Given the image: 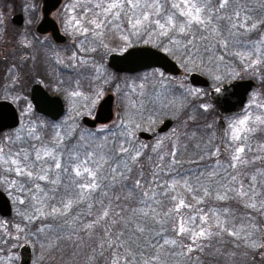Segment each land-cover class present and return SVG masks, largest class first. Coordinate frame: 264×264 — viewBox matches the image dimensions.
Returning a JSON list of instances; mask_svg holds the SVG:
<instances>
[{"label": "snow or ice", "instance_id": "6c2138e0", "mask_svg": "<svg viewBox=\"0 0 264 264\" xmlns=\"http://www.w3.org/2000/svg\"><path fill=\"white\" fill-rule=\"evenodd\" d=\"M69 12L75 14L65 30L83 37L81 50L91 43L107 48L104 38L111 36L123 42L121 51L129 56L155 55L130 51L143 40L185 72L206 73L217 83L216 93L233 74L221 69L235 60L257 74L264 64V0H73ZM21 44L28 48L31 41L24 37ZM69 59L83 71L100 72L76 52ZM149 75L158 81L150 93L145 91ZM140 79L128 87L143 97L130 105L142 119L144 112L155 118L172 111L177 120L183 113L187 128L188 121L196 120L184 111L189 97L192 111L203 115L211 110L204 99L208 93L165 84L162 71ZM75 85L69 95L80 97L79 79ZM253 107L260 111L253 114ZM139 128L121 121L101 138L57 126L46 142L33 126L27 137L0 138V188L7 185L24 205L18 215L39 222L33 234L43 236L53 260L59 253L62 259L83 256L86 264H212L242 253L245 264H264V168L249 171L264 155L248 157L264 153V143L258 148L251 144L264 131V103L254 95L244 115L228 124L224 146L208 141L203 154L188 161L204 162L195 170L179 158L188 145L172 142V136L180 140L177 129L168 148L162 140L140 144ZM184 138L195 141L197 150L205 143L195 131L185 132Z\"/></svg>", "mask_w": 264, "mask_h": 264}, {"label": "rangeland", "instance_id": "374dc122", "mask_svg": "<svg viewBox=\"0 0 264 264\" xmlns=\"http://www.w3.org/2000/svg\"><path fill=\"white\" fill-rule=\"evenodd\" d=\"M24 3H21L20 8H22L26 12L28 7ZM17 8H18V5L14 6V5H11L8 1L6 2V0H0V13L3 14V20H4L3 25H0V59L7 66L6 68H7L8 72H9L10 68L12 69V73H14L13 72V62H14L15 58H17V55L18 54L19 55L27 54L25 50L19 51V53L15 52L13 40H14V38L18 37L19 33H21L23 35L30 33L29 26H28L29 23H27V20H26L27 18H29L27 13H26V19H25V24H24L25 27L23 26V28H21L19 30L12 25L10 15L12 14V12L16 11ZM60 12H61V10H60ZM59 19H60V17H59ZM112 41H113V46L110 45V48L107 49L108 48L107 47L104 51L105 52L110 51V53L122 52L121 49L123 47V42L120 41L119 39H113ZM139 43L141 44V42H139ZM142 44L152 47L151 44H145L143 42V40H142ZM172 60H174V59H172ZM175 62L177 63L178 67L180 68L181 73L178 76H166L165 75L167 77V80H165V84H167L169 81H171L172 85L175 86L177 89H179V86L181 84H183L184 87L190 88V89L198 88V87L191 86L188 82V75L192 72H195V73H198V74L204 76L205 78H207L209 83H210L211 88L217 87V83L213 82V80L206 73H202L198 70L185 72L184 68L181 67L177 61H175ZM26 63H28V61L24 62V64H22V66L25 65ZM10 64H12L11 67H9ZM259 67H260V73L257 74L254 70H245L244 65L241 64L240 61L238 60V63H235V64L232 63L230 68L221 69L222 72L231 71L233 74L231 76H229L227 79L223 80V82L219 83V86L228 82V81L240 80V79H252L255 82V86L247 96V101H246V104L244 106V110L242 111V113H240L238 115H229V116L223 118V120L225 122V128H224L223 135L221 138L223 140L220 144L217 142V128H216V120L218 119L219 114H218L216 108L214 107V105L209 101L208 95L204 98L205 101L211 105V110L208 113H204L203 117H204L205 121L209 120L208 124H210L212 126L211 128H209L210 129V132H209L210 136L208 137V140L206 142L211 141L213 146H214V143H216L215 145H217L218 147H223L224 143L227 141L228 124L230 123L231 120L241 118L244 115V111L246 109V106L248 105V103L250 101H252L253 96L255 95L257 103H264V79L261 78V77H264V64L260 65ZM20 71H22V68H20ZM154 72L158 73L160 71L159 70L151 71L148 74H151ZM37 73H38V75L34 73L33 75L29 74L28 76L26 73H22V72H19L18 75L15 74L16 75L15 81H14L15 87L18 89H21L19 87V85L21 84V82L24 83V80L27 81L34 76H35V78L41 77L40 72L37 71ZM114 81H117V83L114 85V88H112V89L110 88V90L115 94V100H116L115 105H120V99H121L122 106H120L121 107L120 114L119 115L116 114V116H115V118L111 124L107 123L108 125H106V126L96 127L94 129L86 127L80 120L81 116L91 115L93 113V110H94L95 104H96L95 101L97 98H95V100H93L91 102V107L88 108L86 98H85L86 99L85 100L84 98L73 97V96H70L69 94H66L68 111L60 120L53 121L54 123H52L48 126L49 127L48 133H49V137H50L48 139V141L52 138L54 128L57 126H59L60 128H62L65 131L70 130V129H76V134L93 132V133H96V135L99 134V135L105 136V134H108L109 129H114L115 125H117L119 122L123 121V123H125L126 125H129V126H131L133 123L141 125V128L135 130V134L138 137L137 133L140 131H145L149 134L154 135L156 129L165 120L169 119L172 121V125L166 132H164V134H161L158 136L154 135L155 138L150 142H143L141 139H139L140 144L154 145L157 141H159L161 139H164V141H166L165 144H167V142H169V140H168L169 136H172L173 129H177L179 132V130L182 127H184V125H185L184 121L187 119V117L183 113L181 114L180 119L177 120L175 117V114L172 111L162 112L158 116H156L155 118L149 117L148 113L144 112L143 113L144 118L142 119L140 113L137 112L136 109H133L131 107L126 108L123 106V103H125V100L123 99V94H124V92H127L128 90H127V88H123V84H120L119 82H124V80H117V78L114 76ZM35 82H41V81L38 79V80H35ZM157 82L158 81L156 78H152L149 75V81L146 85L145 91L149 92V93L152 92L153 91V85H156ZM28 83H30V82H28ZM117 86H119V88ZM200 89H201V91L206 92V93H208V90H209V88H200ZM101 93L102 94L104 93L103 90L99 92L98 98L101 95ZM0 94L2 95L1 87H0ZM87 98L90 99L91 97H87ZM142 98L143 97L134 98L133 93H132L131 97H130V103H132L133 100H136L137 102H139V99H142ZM3 99L9 100L10 102H12L16 106V108L19 112V115H20V125H19V127L15 128V129L6 130L5 132H3L4 134L1 135L0 138H3V137L15 138L17 135H21L22 137H27L26 132H28L30 130L29 129L30 125L32 124L33 121H35V118H31V116H33V114L31 113L32 106H31V103L28 99V94L26 96H23V94L20 91H13V92H9L7 94L0 96V100H3ZM169 99H173V98L169 97ZM192 100H193L192 97L188 98L189 102L187 104V107L184 109V111L187 112L188 114H190L191 101ZM197 103H199V101H197ZM250 111L253 114H256L260 111V109L253 107L252 109H250ZM39 119L41 122H43V119H41L39 117L37 118V121ZM211 121L213 124L211 123ZM101 128L105 129L104 133H100L97 131L98 129H101ZM173 138H174V140H172V142H175L176 141L175 136H172V139ZM44 141L47 142V140H44ZM206 142H205V145H206ZM261 143H264V131L256 133L254 135V137L251 139V144H252L253 148H258ZM184 144L188 145V149H187V151H184L182 149L183 152L180 153V155H179L180 157L190 156L188 153L193 150V146H191L192 142L190 143L188 141ZM145 151H149V149H146ZM256 155H264V153L259 152V151L248 153L249 159H251L253 156H256ZM221 159H226V158L221 157ZM255 168H264V160L258 161L255 165L252 166L251 170L249 169V171L251 172ZM10 179H11V177H10ZM7 187H8L7 185H4L3 188H0V190H2L7 195V197L9 198L11 205H12V210H13V213H12L13 217H12V219H10V221L6 222V226L10 227L13 225L14 227H13V231L8 233V234H11L10 235L11 242L9 243L6 252H4L3 255L1 256L0 264H19L18 248L21 244H23V243L25 244L29 237L27 238V235L25 234V232L20 233L17 231L16 226L20 225L19 222L24 220L22 215H18V212L23 210L24 205H19L17 203V201L13 198V194H10L9 191L7 190ZM15 195H20V194L16 193ZM1 218L6 219L3 217H1ZM2 252H3V250L0 251V255ZM38 256L39 257L41 256V254L39 252H38ZM74 260H75V258H63V259L61 258V260L59 261V264H73ZM31 262H32V260H31Z\"/></svg>", "mask_w": 264, "mask_h": 264}, {"label": "flooded vegetation", "instance_id": "af4514ba", "mask_svg": "<svg viewBox=\"0 0 264 264\" xmlns=\"http://www.w3.org/2000/svg\"><path fill=\"white\" fill-rule=\"evenodd\" d=\"M44 1L45 0L8 1L11 5L14 6L18 5V8L16 9V11L12 12L10 18L18 14L22 16L21 25H17L11 22L15 28L19 30L23 28L26 19V13L28 14L29 17L26 19L27 22L31 21V23L28 24L30 33L26 35L19 33L18 37L14 38L13 40L15 52L19 53V51L25 50L27 53L24 55L18 54L17 58H15L13 62L14 74L18 75L19 72H22V73H26L27 76L29 74L33 75L34 73L38 75L37 71H39L41 74V77L35 78L34 76L31 79H29L30 83L27 84V86L19 85V87L28 94V99L30 94V88L33 84H39L44 88V90L48 94L58 96L64 105V114L58 119L60 120L68 111L66 94H69V92L75 89L76 87L75 81L79 79L81 85L79 91L82 93L80 98L87 99L88 108L91 107V102L95 100V98H97L95 101L96 104L93 113L91 115L81 116L80 119L81 122H82V118L84 117H87L89 119H94L100 102L105 97L112 95L113 117L110 123H108L111 124L116 114L118 115L120 114L121 112L120 106H122L121 99H120V105H115L116 103L115 94L110 90V88L111 89L114 88V85L117 83V81H114V76L117 78V80H124V82H119L120 84H123V88H127L128 90L123 94V99L125 100L123 106L129 108L131 105L130 97L132 92L128 86L133 83H137V84L141 83L140 78L147 75L151 71H156V70L162 72L164 71L160 68H150V69H143L133 73L116 72L109 66L110 55L112 54L121 55L124 52H119V53H115V52L110 53V51L105 52L104 50L106 48H104L103 46H98L96 43L84 45V47L88 49L87 51L81 50V47L79 46V40L83 39V37H78L75 35V33L69 34L71 33V28H69L68 31L65 30L66 22L69 19L70 15L75 14L69 12V8L71 7L73 0H60L58 7L49 13L50 19H52L56 24L58 32L63 37V39L61 40L55 39L53 37L51 30L45 33L37 32L36 28L38 24L42 21L44 16V12H43ZM21 3L26 4V6L28 7L26 12L22 8H20ZM66 5L68 7H65ZM24 37H27V39L31 41V46L28 48L23 47V45L21 44V40H23ZM112 40L113 39L111 36H106L104 38V43L108 45L107 49L110 48V45L113 46ZM139 42H141V44ZM139 42L135 43V47L146 46L142 44V40H140ZM91 48H96V50L91 51ZM73 52H76L78 57L87 59L95 67H98L100 69V72L96 73L92 70V68H89L87 71H83V69L80 66L78 65L74 66L76 62L69 59V57L72 55ZM27 61L28 63L22 66V64H24V62ZM60 61H63V63H60ZM20 68H22V71H20ZM82 71H83V75H81ZM165 75L172 76L168 73H165ZM38 79L41 82H35V80ZM102 90L104 93L103 94L101 93V95L98 98L97 93H99ZM133 96L134 98H138L135 94H133ZM87 97H91V98L88 99ZM137 104H139V102H137ZM108 124H97L96 127H102ZM157 129L154 135L158 136L164 134V133H158ZM140 132H145V131H140ZM140 132H138L137 135L138 138L141 139L143 142H150L155 138L154 135L150 134L151 137L149 139H143L139 137ZM161 140L164 141V139ZM222 140L223 139L219 140L217 137V142L219 144L222 142ZM165 143L166 141H164V144ZM215 144L216 143H214V146L216 147L217 145Z\"/></svg>", "mask_w": 264, "mask_h": 264}, {"label": "water", "instance_id": "95a60500", "mask_svg": "<svg viewBox=\"0 0 264 264\" xmlns=\"http://www.w3.org/2000/svg\"><path fill=\"white\" fill-rule=\"evenodd\" d=\"M13 1V0H7ZM60 0H45L43 5L44 16L42 21L38 24L36 31L45 33L52 31L55 39H63L59 34L56 24L49 17V13L56 9ZM11 22L17 25L22 24V16L14 15L11 17ZM130 51L135 52H153L155 55L146 56H129L127 52L121 55H110L109 66L116 72L133 73L143 69L160 68L165 73L177 76L181 73L180 68L171 58L163 56L158 50L150 47H134ZM188 82L193 87L209 88L210 83L207 78L198 74L190 73L188 75ZM254 81L251 79L232 80L220 85L221 93H216L215 88L208 92V99L216 108L219 117L216 120L217 137L221 140L225 123L223 118L229 115H238L242 113L247 96L254 88ZM227 99L228 103L223 101ZM30 103L37 114L49 118L52 121L58 120L64 114V105L58 96L48 94L44 88L39 84H33L30 88L29 94ZM112 95L105 97L99 104L94 119L87 117L82 118V123L91 129H94L97 124H107L112 120ZM19 113L12 102L9 100H0V134L6 130H12L19 126ZM172 125V121L165 120L157 129L158 133L166 132ZM139 137L149 139L150 134L140 132ZM12 215V205L7 195L0 190V216L9 218ZM19 264H31L32 255L28 244H21L18 248Z\"/></svg>", "mask_w": 264, "mask_h": 264}, {"label": "trees", "instance_id": "16d2710c", "mask_svg": "<svg viewBox=\"0 0 264 264\" xmlns=\"http://www.w3.org/2000/svg\"><path fill=\"white\" fill-rule=\"evenodd\" d=\"M235 63H238V60H235L233 62V64H235ZM11 65L12 64H10L9 67H11ZM6 67L7 66L0 59V87L2 89V95L7 94L9 92H13V91H20L23 94V96H26L27 93L24 92V90L18 89L15 87V84H14L15 83L14 82L15 81V74L12 73L11 68L9 69V72H8ZM28 82H29V80H27V81L24 80V83L21 82L20 86L21 85L27 86V84H29ZM2 95L0 94V96H2ZM31 113L33 114V116H31V118H35V121L32 122L29 129H31L33 126H35L37 129V132L42 135L43 139L48 141V139L50 138L49 133H48V128H49L48 126L54 122L49 120L46 117H43V116L37 114L33 110V108L31 110ZM190 115H195L196 120L195 121H188L187 122L188 127L186 128L184 125V127H182L179 130L178 134L180 136V140L175 141V143H177V144H180L181 142L182 143L188 142L184 138L185 132H187L189 135H191L192 132L195 131L196 139L199 140L200 138H202L204 142H206L208 140V137L210 136V133H209L210 129L205 127V124L206 123L208 124L209 120L205 121L203 115H200V114L192 111V109H190ZM38 117L43 119L44 123L41 122L40 119L37 121ZM211 123H212V121H211ZM26 133H28V132H26ZM3 134L4 133L0 134V136ZM105 135H107V134H105ZM98 136H100L101 138L104 137V135H99V134H98ZM172 140H174V138ZM175 140H176V137H175ZM32 142L35 143V141H32ZM194 143H195V141H193L192 145H191V146H193V150L188 153L190 156H188V157H180L179 156L180 160L182 162H184L183 166L185 168H191L193 170H195L198 167H202L204 162H201L200 164H196V163H188V161L197 160L198 157L203 154L202 150L205 148V143H202L201 144V150H197L194 147ZM165 145L168 148H171L170 142H167V144H165ZM181 152H183L182 149H181ZM240 211L245 212L247 210L241 208ZM12 217H13L12 215H11V217L6 218V219H2L0 217V225H6V222L10 221V219H12ZM19 223H20L19 226L24 228V232L27 235V238L29 237L28 240L26 241V243L29 245V247L31 249V255H32L31 264H36L37 262H38L37 264H59V261L61 260L60 254L56 253L55 254L56 259L53 260V258H52L53 254L47 250V246L45 245L43 236L33 234L35 229L40 226L39 222L29 223L28 221L23 220V221H20ZM13 227L14 226L12 225L10 227L6 226L3 228H0V237H3V239H0V251L3 250V252L0 255V258L3 255V253L6 252L7 247L9 245V243L11 242V239H10L11 234H8V233L13 231ZM38 252L41 254L40 257L38 256ZM63 258H69V257H63ZM73 264H86V261H85L83 256H80V257L75 258ZM212 264H245V257L243 256L242 253H238L236 255V257H234V258L231 257L230 255H228V256L221 258L218 262L213 261Z\"/></svg>", "mask_w": 264, "mask_h": 264}]
</instances>
